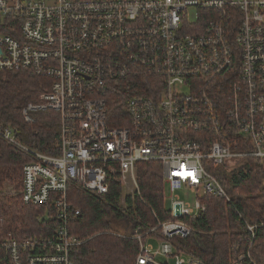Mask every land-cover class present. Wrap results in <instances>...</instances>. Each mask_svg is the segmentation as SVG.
<instances>
[{"label": "built area", "instance_id": "built-area-1", "mask_svg": "<svg viewBox=\"0 0 264 264\" xmlns=\"http://www.w3.org/2000/svg\"><path fill=\"white\" fill-rule=\"evenodd\" d=\"M7 19L19 36L0 33V71L52 80L23 116L59 115V154L33 150L1 122L0 139L33 157L22 169V202L50 206L59 225L45 239H3L4 264H76L83 242L69 231L80 215L70 187L105 195L116 180L124 205L141 197L137 165L155 161L175 218L155 215V226L118 236L137 241L136 264H208L182 241L207 212L206 195L233 204L215 170L249 158L264 165V0H0V26ZM142 73L161 78L153 96L131 97L129 125L110 127L113 83ZM184 189L194 204L177 194ZM238 215L244 230L230 264H260L254 245L264 222Z\"/></svg>", "mask_w": 264, "mask_h": 264}, {"label": "trees", "instance_id": "trees-1", "mask_svg": "<svg viewBox=\"0 0 264 264\" xmlns=\"http://www.w3.org/2000/svg\"><path fill=\"white\" fill-rule=\"evenodd\" d=\"M4 23L0 33L18 38L16 21L7 19ZM159 79L142 73L114 82L107 95L109 126L127 127L129 99L134 95L153 96L152 88L158 85ZM51 84L52 80L33 76L26 69L0 71V122L33 150L58 155L59 115L50 110L35 112L32 123H27L23 116L24 108L40 103L41 95ZM32 162L30 154L0 139V242L9 236L18 240L45 239L59 225L53 208L26 205L18 194L22 169ZM137 168L142 198L127 197L124 205L123 188L116 180H111L109 193L105 195L70 187L69 202L80 215L70 221L69 231L83 242L72 252L76 264H136L139 245L135 240L118 236V227L125 230L130 227L133 233L140 225L155 226V215L162 221L175 218L166 204L162 164L141 162ZM215 172L233 204L215 195H206L203 202L208 210L190 220L196 232L182 243L208 264H230L229 250L244 230L238 214L251 222H264V165L249 158L233 169L218 167ZM13 188L17 191L15 194L11 193ZM254 248L255 258L264 264L262 232L258 233ZM0 264H4L1 250Z\"/></svg>", "mask_w": 264, "mask_h": 264}, {"label": "rangeland", "instance_id": "rangeland-1", "mask_svg": "<svg viewBox=\"0 0 264 264\" xmlns=\"http://www.w3.org/2000/svg\"><path fill=\"white\" fill-rule=\"evenodd\" d=\"M16 188H18V187L16 186ZM164 188H165L164 189L165 190L164 193H165V199H166L167 207L170 210H173V204L171 203L172 193H171V190H170V186L169 185H166ZM177 194H179L184 201L190 202L191 204H194L195 197L187 189H184L183 191H178ZM126 233H128L127 230L123 229V227H121V226L118 227V234L119 235H124ZM159 261H163V259L162 258H159Z\"/></svg>", "mask_w": 264, "mask_h": 264}, {"label": "water", "instance_id": "water-1", "mask_svg": "<svg viewBox=\"0 0 264 264\" xmlns=\"http://www.w3.org/2000/svg\"><path fill=\"white\" fill-rule=\"evenodd\" d=\"M0 53H1V49H0Z\"/></svg>", "mask_w": 264, "mask_h": 264}]
</instances>
